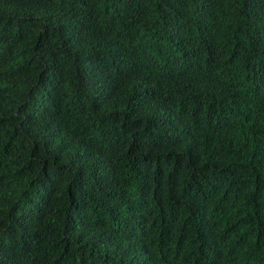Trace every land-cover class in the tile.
Returning <instances> with one entry per match:
<instances>
[{
  "label": "trees",
  "instance_id": "1",
  "mask_svg": "<svg viewBox=\"0 0 264 264\" xmlns=\"http://www.w3.org/2000/svg\"><path fill=\"white\" fill-rule=\"evenodd\" d=\"M0 264H264V0H0Z\"/></svg>",
  "mask_w": 264,
  "mask_h": 264
}]
</instances>
